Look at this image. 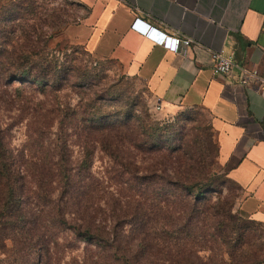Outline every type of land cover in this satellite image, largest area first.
<instances>
[{
  "label": "trees",
  "instance_id": "obj_1",
  "mask_svg": "<svg viewBox=\"0 0 264 264\" xmlns=\"http://www.w3.org/2000/svg\"><path fill=\"white\" fill-rule=\"evenodd\" d=\"M36 8L34 0L0 8V241H11L14 258L21 264H62L65 256V264H253L231 240V200L209 197L223 179L207 174L208 153L193 148L197 136L192 144L177 142V130L137 122L133 106L109 111L97 104L99 96L64 102L65 84L90 85L91 73L48 48L54 34L43 29L45 18L42 25L30 21ZM36 93L45 99H34ZM5 109L31 113L28 150L16 151L7 139L24 116L19 111L4 120ZM46 132L54 135L50 142ZM99 148L113 160L106 179L93 169ZM147 152L152 158L144 166L138 153ZM115 181L119 187L109 189ZM216 244L228 247L231 262L201 254Z\"/></svg>",
  "mask_w": 264,
  "mask_h": 264
},
{
  "label": "crops",
  "instance_id": "obj_2",
  "mask_svg": "<svg viewBox=\"0 0 264 264\" xmlns=\"http://www.w3.org/2000/svg\"><path fill=\"white\" fill-rule=\"evenodd\" d=\"M76 1L87 13L66 28L70 41L140 78L161 110H207L218 161L245 193L241 208L264 221V89L238 82L239 64L264 71V0ZM136 17L192 41L167 48L133 28ZM216 50L234 56L231 72L215 73Z\"/></svg>",
  "mask_w": 264,
  "mask_h": 264
},
{
  "label": "rangeland",
  "instance_id": "obj_3",
  "mask_svg": "<svg viewBox=\"0 0 264 264\" xmlns=\"http://www.w3.org/2000/svg\"><path fill=\"white\" fill-rule=\"evenodd\" d=\"M11 1L0 0V8L4 3ZM34 1L37 8L34 14L30 13L29 16H32L30 21L35 19L39 25H42V19L45 18L48 22H46L47 25L43 23V29L48 34H54L49 40L48 48L54 50L60 61H66V64H81L91 73L89 78L91 81L90 85L80 88L74 86L71 82L65 84V88L59 93L61 99L74 105L81 97L86 100L91 96H99L97 104L103 103L109 111L116 112L133 106L137 122H148L161 128L166 125L167 128L163 130H177L179 132L177 142L182 141L184 144H192L193 141L191 139L196 135L198 138V142L196 143L197 148L195 146L193 148L197 150L201 149V152H207L209 156L207 159L209 161L207 174L220 175V179H223L221 180L223 183L219 188L213 190L209 197L213 201L218 202L225 199L231 200V211L236 220V227L231 231V236L234 239L231 240L237 244L236 252L244 258H250L253 264H264V221L254 219L241 208V200L245 193L241 185L229 177L226 168L218 161L216 133L212 128L207 110L201 107L186 106L175 110H161L157 108L155 98L140 78L125 73L115 60L111 58H98L88 52L82 45L72 43L67 37L66 28L70 24L80 21V18L87 13V8L76 0ZM52 23L55 24V27H51ZM34 95V99L36 100L45 99L43 94L36 93ZM19 111L21 109H5L3 111L4 120H15V115ZM21 113L24 116L23 122L12 126L7 133V139L10 140L11 145L15 147L16 151L19 149L28 150L31 147L30 130L26 126L31 113L29 110H22ZM164 132L166 133L167 131ZM52 138H54V135L50 132H46L44 135V139L49 142ZM76 149H78L77 146ZM138 154L140 161H144L142 165L147 166L152 158L150 156L151 153ZM112 164V158L101 148L97 149L94 158V172L106 179L111 174L110 168ZM117 186L119 187V182H112L109 189L116 188ZM121 194L125 198L128 197V192L121 191ZM245 224L248 225V228H243ZM244 230L245 233L243 234ZM242 235L244 236L241 237ZM12 249L10 240L6 239L5 245L0 241V264H21L14 258ZM200 252L210 260L217 257L228 263L231 262L230 251L225 245L216 244ZM74 253L81 256L82 250H76ZM68 259L69 256H65L62 264H65L64 261Z\"/></svg>",
  "mask_w": 264,
  "mask_h": 264
},
{
  "label": "built area",
  "instance_id": "obj_4",
  "mask_svg": "<svg viewBox=\"0 0 264 264\" xmlns=\"http://www.w3.org/2000/svg\"><path fill=\"white\" fill-rule=\"evenodd\" d=\"M132 27L144 33L155 42L173 50H179L182 46H188L192 41V38L188 36L170 35L160 31L147 24V22L140 17L134 19ZM212 60L215 73H229L237 64L234 56L224 50L213 51ZM239 69L238 82L240 84L251 89L253 85H258V87L264 89V71L260 70L258 67H250L246 64H239ZM156 107L160 108V105L157 104Z\"/></svg>",
  "mask_w": 264,
  "mask_h": 264
}]
</instances>
